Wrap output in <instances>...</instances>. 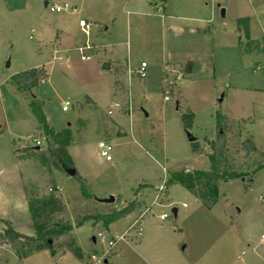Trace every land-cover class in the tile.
Instances as JSON below:
<instances>
[{
  "label": "rangeland",
  "instance_id": "374dc122",
  "mask_svg": "<svg viewBox=\"0 0 264 264\" xmlns=\"http://www.w3.org/2000/svg\"><path fill=\"white\" fill-rule=\"evenodd\" d=\"M152 1L157 8L148 0H0V235L11 227L35 236L28 202L56 186L65 208L53 221L72 225L53 242L56 255L48 248L21 262L0 244V264H88L73 250L85 258L102 254L107 242L99 231L107 240L128 234L102 264H264V166L252 187L244 180L251 172L222 184L215 203L180 184L164 195L170 171H209L207 154L193 152L191 137L210 151L206 138L216 136L217 114L227 120L230 154L250 138L257 146L252 158L264 163V54L238 45L239 38L247 42L241 18L250 19L251 38L264 37V0ZM53 4L67 9L52 12ZM80 20L91 21L88 34ZM142 62L145 78H134ZM41 66L48 79L32 91L11 83L12 75ZM164 72L175 77L169 100ZM33 100L50 127L72 131L75 175L50 153ZM185 109L194 113L191 129L182 126ZM34 139L45 162L18 150L36 149ZM100 140L112 144V161L100 156ZM111 196V203L100 200ZM143 196L141 210L126 218L107 225L98 219ZM138 218L140 238L130 229Z\"/></svg>",
  "mask_w": 264,
  "mask_h": 264
},
{
  "label": "trees",
  "instance_id": "16d2710c",
  "mask_svg": "<svg viewBox=\"0 0 264 264\" xmlns=\"http://www.w3.org/2000/svg\"><path fill=\"white\" fill-rule=\"evenodd\" d=\"M238 24L244 28L247 40L244 44L239 38L238 45L241 47L242 51L247 54H264V37L261 39L251 38L250 19L247 17L241 18L238 20ZM48 76L49 73L47 69L41 66L16 73L11 76L10 80L18 91L26 93L45 82ZM167 76L168 74H163V90L166 96L169 97L168 94L173 90L172 85L175 83V77L173 79H167ZM134 78L142 79L137 70L134 72ZM30 106L32 111L36 114L44 134L49 139V151L54 159H57L64 168H74L72 157L68 152V146L73 137L72 131L68 128L62 131H56L54 128L50 127L43 113L41 102L33 100ZM181 117L184 129H191L194 123V113L190 109H185V111H182ZM216 117V136L214 139L206 138L210 151L206 150L205 145L199 144L197 141L192 142V150L195 154H207L210 160L209 171H187L186 169L170 171L165 185V196L169 195L170 187L173 184H180L206 204L215 203L218 200V188L222 184L229 180L244 179L248 175V172H251L252 175L244 179L246 185L249 187L254 186V172L264 166V163L262 164L252 158V153L257 149L256 143L254 140L247 138L241 143L240 149L236 150L234 154H230L228 148L229 128L226 125L227 120H223L219 114H217ZM18 150L24 156H32L44 162L46 161V151L40 146L39 149L27 146L19 148ZM242 153L243 155H241ZM237 158H240V163H236ZM83 188L85 196L92 198L93 195L87 192L85 185H83ZM28 204L32 216L33 227L35 229V236L24 235L11 227L6 228L0 235V244L10 245L21 262L33 252L43 249L49 248L52 254L56 255L58 252L54 249L53 242L72 230V225L69 223L53 221L54 215L60 213L65 208V204L59 195L51 194L48 197L31 199ZM143 205L144 196L143 199L133 201L122 210L107 214H98V219L103 220L107 225L122 218H126L137 210H141ZM115 252L116 251L113 250L110 254H115ZM63 253H65L64 249ZM93 253H96V251L90 254L92 255ZM73 254L88 263V257L85 258L79 248L75 247Z\"/></svg>",
  "mask_w": 264,
  "mask_h": 264
},
{
  "label": "built area",
  "instance_id": "2783aa9c",
  "mask_svg": "<svg viewBox=\"0 0 264 264\" xmlns=\"http://www.w3.org/2000/svg\"><path fill=\"white\" fill-rule=\"evenodd\" d=\"M67 9V5H65V7L61 6V5H58V4H53L50 6V11L52 12H58V13H61L63 11H66ZM79 25L80 27L82 28V30L88 34L89 31L88 29L91 27V23L85 21V20H80L79 22ZM31 38H33L32 36H30ZM91 48V46L89 45H86V46H82L79 48L80 52L83 53L84 50H89ZM90 57L89 56H86V55H82V59H89ZM146 63L145 62H142L139 69L137 70L138 74L140 75V77L142 79L145 78V68H146ZM166 100H169V97H165ZM70 102L67 100V101H64L63 103V111H68L69 110V106H70ZM118 106V104H117ZM109 113H111L109 111ZM35 143L37 144V146L40 144V141L39 140H36L34 139ZM98 147H99V151H100V156L104 159H106L107 161H112V151H113V146L110 142L106 141V140H101L99 141L98 143ZM162 189V188H161ZM61 187L59 186H56L55 188H50L49 191L55 195H58L59 192H61ZM142 216V215H141ZM169 216L168 214L164 213L160 216L161 219L165 220L167 219ZM130 229H135L136 231V237L137 238H140L141 235H142V228H141V225H140V221H139V218L138 219H135L133 221V223L131 224L130 226ZM128 234L127 233H123L121 235H115L114 237H111L109 238L108 240L105 238V235L102 231H99L97 233V238L102 242H107V249L102 253V254H99L98 252L96 253H93L89 258H88V264H102V262H106L107 259L109 256H110V253L111 251L113 250H116L117 248V244L121 241H124L126 240ZM262 239L264 240V234L262 235Z\"/></svg>",
  "mask_w": 264,
  "mask_h": 264
},
{
  "label": "water",
  "instance_id": "95a60500",
  "mask_svg": "<svg viewBox=\"0 0 264 264\" xmlns=\"http://www.w3.org/2000/svg\"><path fill=\"white\" fill-rule=\"evenodd\" d=\"M195 139L193 137H191V141L193 142ZM36 149H39V147H37ZM68 173H70L71 175H75L76 171L72 168L68 169L67 170ZM101 202H107V203H111L115 200V197L114 196H111L110 198H106V199H100ZM173 212L174 214L176 215L177 214V209H173Z\"/></svg>",
  "mask_w": 264,
  "mask_h": 264
},
{
  "label": "crops",
  "instance_id": "0c3cea01",
  "mask_svg": "<svg viewBox=\"0 0 264 264\" xmlns=\"http://www.w3.org/2000/svg\"><path fill=\"white\" fill-rule=\"evenodd\" d=\"M148 2L149 3H151V4H154L155 5V7L157 8V5H158V3L157 2H153L152 0H148ZM88 22V21H87ZM89 23H91V21L89 22ZM92 24V23H91ZM174 64V66H172V67H174L175 68V70H176V67L177 66H175L176 64L173 62V63H171V65H173ZM174 70V69H173ZM164 74H168V73H166V72H164ZM69 129V128H68ZM101 141V140H100ZM39 147V146H38ZM70 264H74V263H70Z\"/></svg>",
  "mask_w": 264,
  "mask_h": 264
}]
</instances>
